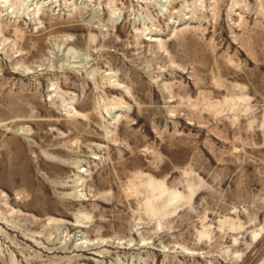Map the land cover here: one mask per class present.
I'll use <instances>...</instances> for the list:
<instances>
[{
    "label": "rangeland",
    "instance_id": "374dc122",
    "mask_svg": "<svg viewBox=\"0 0 264 264\" xmlns=\"http://www.w3.org/2000/svg\"><path fill=\"white\" fill-rule=\"evenodd\" d=\"M0 264H264V0H0Z\"/></svg>",
    "mask_w": 264,
    "mask_h": 264
}]
</instances>
